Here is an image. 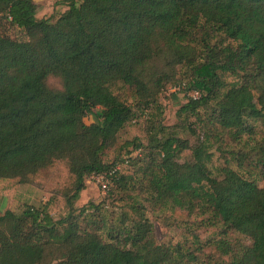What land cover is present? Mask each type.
Masks as SVG:
<instances>
[{"label":"trees","instance_id":"trees-1","mask_svg":"<svg viewBox=\"0 0 264 264\" xmlns=\"http://www.w3.org/2000/svg\"><path fill=\"white\" fill-rule=\"evenodd\" d=\"M63 2L61 13L37 18L32 0H0V180L24 183L53 161L72 176L63 218L53 220L43 207L0 213V264H197L203 247L226 259L217 264H264V0ZM178 67L184 103L176 116L200 122L202 139L190 147L158 124L145 143H123L129 149L120 163L134 171L120 174L116 160L103 158L135 114L112 88L126 87L143 114ZM48 78L57 89L46 86ZM221 134L248 151L251 157L234 153L235 167L247 159L257 180L227 162L211 176L205 149ZM184 150L191 159L178 162ZM95 175L127 194V224V213L116 227L99 215L101 205L73 206ZM131 191L151 207L205 216L249 244L237 251L222 238L195 241L194 251L158 244Z\"/></svg>","mask_w":264,"mask_h":264},{"label":"rangeland","instance_id":"rangeland-1","mask_svg":"<svg viewBox=\"0 0 264 264\" xmlns=\"http://www.w3.org/2000/svg\"><path fill=\"white\" fill-rule=\"evenodd\" d=\"M60 0H54L52 7ZM51 5L47 1L43 2V9ZM58 7V6H56ZM45 10L37 11L40 15ZM54 9L51 14L53 15ZM46 13V12H45ZM6 29V28H5ZM6 34L14 39H22V34L16 29H6ZM176 76L173 82L163 87L154 98V104L145 110L143 114L137 109L135 101L129 96L126 87L115 85L112 88L113 94L118 96L126 105H129L134 111V117L117 135L116 141L104 154V161L107 163L116 160L119 167V173L132 175L134 169L129 165L122 166L120 161L125 157V152L121 147L123 143L133 139L145 143L147 131L155 132L157 125H161L163 133L174 134L179 139L185 140L191 147L195 146L197 141L202 139V129L200 122H195L192 117L184 121V117L178 118L176 112L180 105L184 103L182 89L177 88L182 82L183 68H176ZM222 79L226 82L234 80L229 75H223ZM46 86L51 89H57V81L54 78L46 80ZM174 96V98L172 97ZM202 113V112H201ZM93 122L91 115L83 118V123L88 125ZM194 132L191 133L190 129ZM256 130L259 124H256ZM206 152L210 154V160L207 168L211 176L217 175V169L227 162L229 167L238 170L245 178L258 179V170L247 159L243 160L241 168L236 166V151H244V155L251 157L248 151L242 146L236 145L230 141V138L221 134L220 136H211L207 141ZM191 159L190 151L184 150L178 157V162L189 161ZM134 179L138 174L133 175ZM72 176L67 172L63 161H53L51 165L36 172L27 178L26 182L21 183L17 179L0 180V213L8 210L15 214H20L25 208H45L46 212L53 220L63 218L67 214V208L62 198L63 193L70 189ZM261 183L258 182V185ZM84 189L79 193L78 199L74 201L73 206L78 209L88 204L101 205L98 213L109 226H118L121 213H127V221L133 218L132 213L127 207L129 200L127 194L117 192L111 187L110 179L107 176L97 179L90 176L86 179ZM130 197H136L135 201L142 206L144 216L152 224L153 234L156 243L162 245L179 244L182 250L194 251L195 241L199 244H206L208 241L222 238L229 247L237 251L240 247L249 244L248 240L232 231H227L223 235V227L220 224H211L205 221V216L192 214L187 215L183 210L175 208L169 204L151 207L150 203L143 200V194H137V191H131ZM90 212V211H88ZM104 237V235L102 236ZM218 254L213 248L203 247V254L197 255V264H217L220 261H226L225 258H217Z\"/></svg>","mask_w":264,"mask_h":264},{"label":"crops","instance_id":"crops-1","mask_svg":"<svg viewBox=\"0 0 264 264\" xmlns=\"http://www.w3.org/2000/svg\"><path fill=\"white\" fill-rule=\"evenodd\" d=\"M32 1L37 6L36 7V10H35V16L37 18L49 16L51 14L52 9L56 10V11H54L55 14L61 13L65 9L63 0H60V1L56 2L55 3V7H52V4H53L54 0H32ZM45 1H47L48 4H50L51 6L49 8L43 9L42 5H43V2H45ZM56 6H58V7H56ZM41 10H45L44 13H41L42 15H40L38 13Z\"/></svg>","mask_w":264,"mask_h":264},{"label":"built area","instance_id":"built-area-1","mask_svg":"<svg viewBox=\"0 0 264 264\" xmlns=\"http://www.w3.org/2000/svg\"><path fill=\"white\" fill-rule=\"evenodd\" d=\"M181 89H182V87H181ZM188 96L189 97H196V93L195 92H191V93H188ZM118 169V167L116 166L115 168H114V170H117ZM105 175H95V177L97 178V179H101V177H104ZM108 177V176H107Z\"/></svg>","mask_w":264,"mask_h":264}]
</instances>
